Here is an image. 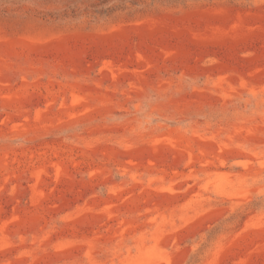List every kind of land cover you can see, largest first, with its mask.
<instances>
[{
  "label": "rangeland",
  "instance_id": "rangeland-1",
  "mask_svg": "<svg viewBox=\"0 0 264 264\" xmlns=\"http://www.w3.org/2000/svg\"><path fill=\"white\" fill-rule=\"evenodd\" d=\"M0 264H264V0H0Z\"/></svg>",
  "mask_w": 264,
  "mask_h": 264
}]
</instances>
